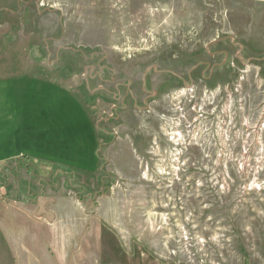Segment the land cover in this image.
<instances>
[{"label": "rangeland", "instance_id": "rangeland-1", "mask_svg": "<svg viewBox=\"0 0 264 264\" xmlns=\"http://www.w3.org/2000/svg\"><path fill=\"white\" fill-rule=\"evenodd\" d=\"M15 76L75 96L100 164H0V264H264V0H0Z\"/></svg>", "mask_w": 264, "mask_h": 264}, {"label": "crops", "instance_id": "crops-1", "mask_svg": "<svg viewBox=\"0 0 264 264\" xmlns=\"http://www.w3.org/2000/svg\"><path fill=\"white\" fill-rule=\"evenodd\" d=\"M51 97H58L60 101L55 103L50 100ZM75 106L76 110L83 111L85 115L75 96L52 81L32 76H15L5 83H0V113L6 109L19 110L15 121L11 123L6 119H0V122L8 125L5 133L8 142L4 143L0 139V164L26 156L61 165L62 155L71 153L79 158L78 150L82 145L80 151L87 149L89 153L88 162L84 161L83 164L85 167H90L86 168L90 170H80L96 172L100 162L91 163H93L94 154L98 152V138L88 136L80 141L79 128L74 127L76 125ZM22 110H26L28 115H25ZM10 126L15 127V133L12 135H10ZM15 143H22V146L17 148L22 150L19 155L9 152V147ZM96 164L98 168H95Z\"/></svg>", "mask_w": 264, "mask_h": 264}]
</instances>
